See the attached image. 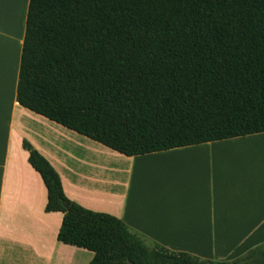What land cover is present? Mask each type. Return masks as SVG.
Returning a JSON list of instances; mask_svg holds the SVG:
<instances>
[{
    "label": "trees",
    "instance_id": "obj_1",
    "mask_svg": "<svg viewBox=\"0 0 264 264\" xmlns=\"http://www.w3.org/2000/svg\"><path fill=\"white\" fill-rule=\"evenodd\" d=\"M17 102L126 157L264 133V0H30ZM23 147L90 264H264V244L229 262L148 245Z\"/></svg>",
    "mask_w": 264,
    "mask_h": 264
},
{
    "label": "crops",
    "instance_id": "obj_2",
    "mask_svg": "<svg viewBox=\"0 0 264 264\" xmlns=\"http://www.w3.org/2000/svg\"><path fill=\"white\" fill-rule=\"evenodd\" d=\"M30 0H0V264H90L58 241L64 215L29 142L66 197L123 221L148 245L229 262L264 244V133L136 157L121 155L17 102Z\"/></svg>",
    "mask_w": 264,
    "mask_h": 264
}]
</instances>
